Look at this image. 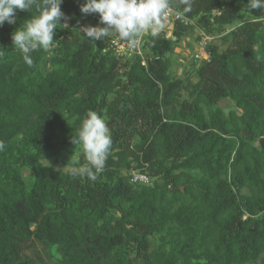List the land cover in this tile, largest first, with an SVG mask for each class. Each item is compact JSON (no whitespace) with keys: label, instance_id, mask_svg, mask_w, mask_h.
I'll use <instances>...</instances> for the list:
<instances>
[{"label":"trees","instance_id":"1","mask_svg":"<svg viewBox=\"0 0 264 264\" xmlns=\"http://www.w3.org/2000/svg\"><path fill=\"white\" fill-rule=\"evenodd\" d=\"M84 3L62 0L67 25L33 67L11 33L35 11L0 26V264H264V10L192 0L193 24L121 58L79 31L99 24ZM195 27L226 47L175 75ZM89 110L112 140L95 180L71 143Z\"/></svg>","mask_w":264,"mask_h":264},{"label":"clouds","instance_id":"2","mask_svg":"<svg viewBox=\"0 0 264 264\" xmlns=\"http://www.w3.org/2000/svg\"><path fill=\"white\" fill-rule=\"evenodd\" d=\"M61 3L62 0H0V26L5 22L14 25L17 10L35 11L30 20L11 33L13 50L22 53L28 67L34 66L31 53L41 49L49 51L57 26L67 25L61 23V20L69 19L62 12ZM178 3L184 6L183 11L177 13L179 17L192 11V0H178ZM171 7L172 0H86L80 6L81 13L98 15L99 24L81 25L79 31L94 41L115 34L130 48H139L146 35L158 38L166 30ZM248 8L264 10V0H248ZM3 54L0 50V55ZM71 143L83 153L88 165L87 174L95 180L92 169L99 173L111 151L112 140L105 120L97 112L87 111ZM4 147V142L0 141V150ZM80 174L79 169H73L72 175Z\"/></svg>","mask_w":264,"mask_h":264},{"label":"built area","instance_id":"3","mask_svg":"<svg viewBox=\"0 0 264 264\" xmlns=\"http://www.w3.org/2000/svg\"><path fill=\"white\" fill-rule=\"evenodd\" d=\"M179 11H176L171 7L169 13H168V23L167 28L164 31L167 37H172L173 35V29L175 26V22L177 20H180L186 25L193 24V21L189 18L183 15V17H179L177 15ZM83 26H88V24H84ZM146 35L143 40L147 37ZM142 40V42H143ZM213 41V37H211L208 34H203V36L198 41V49L196 50V54L194 59L197 61L201 60H208L210 57V54L207 50L208 45ZM106 49H110L113 54H115L118 57L125 58L129 57L131 55L139 54L143 57L144 51L142 48V43L139 48H130L128 44L124 41H121L115 34L112 35L108 41V45ZM143 63L145 61L143 60ZM132 181L135 183H148L149 177L146 174L140 173V172H133L132 174Z\"/></svg>","mask_w":264,"mask_h":264},{"label":"rangeland","instance_id":"4","mask_svg":"<svg viewBox=\"0 0 264 264\" xmlns=\"http://www.w3.org/2000/svg\"><path fill=\"white\" fill-rule=\"evenodd\" d=\"M87 24L92 26L98 25L94 22H87ZM201 32V29L198 27L187 31L183 39L175 45L176 50L168 55L171 64L170 70L173 71L175 75L182 76L183 74L194 71L197 67L196 64L199 61L195 60L194 57L198 49V39L200 38ZM212 46L222 50L226 47V44H224L223 38L220 36L213 39ZM192 77L194 78L193 75ZM183 95V97H188L186 91H183ZM222 105L226 109L231 105V102H222ZM53 253L55 254L54 256H56V250H53Z\"/></svg>","mask_w":264,"mask_h":264}]
</instances>
